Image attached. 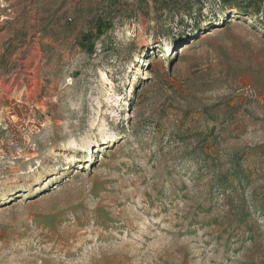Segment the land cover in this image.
<instances>
[{"label": "rangeland", "instance_id": "1", "mask_svg": "<svg viewBox=\"0 0 264 264\" xmlns=\"http://www.w3.org/2000/svg\"><path fill=\"white\" fill-rule=\"evenodd\" d=\"M0 79V264H264V0H0Z\"/></svg>", "mask_w": 264, "mask_h": 264}, {"label": "built area", "instance_id": "2", "mask_svg": "<svg viewBox=\"0 0 264 264\" xmlns=\"http://www.w3.org/2000/svg\"><path fill=\"white\" fill-rule=\"evenodd\" d=\"M0 91H1V79H0ZM3 113H2V109L0 108V127H1V125H2V123H3Z\"/></svg>", "mask_w": 264, "mask_h": 264}, {"label": "bare ground", "instance_id": "3", "mask_svg": "<svg viewBox=\"0 0 264 264\" xmlns=\"http://www.w3.org/2000/svg\"><path fill=\"white\" fill-rule=\"evenodd\" d=\"M169 45V44H168Z\"/></svg>", "mask_w": 264, "mask_h": 264}]
</instances>
